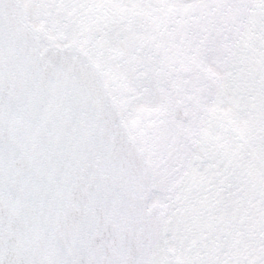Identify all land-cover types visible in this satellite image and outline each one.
I'll use <instances>...</instances> for the list:
<instances>
[{
	"label": "snow or ice",
	"instance_id": "1",
	"mask_svg": "<svg viewBox=\"0 0 264 264\" xmlns=\"http://www.w3.org/2000/svg\"><path fill=\"white\" fill-rule=\"evenodd\" d=\"M0 264H264V0H0Z\"/></svg>",
	"mask_w": 264,
	"mask_h": 264
}]
</instances>
